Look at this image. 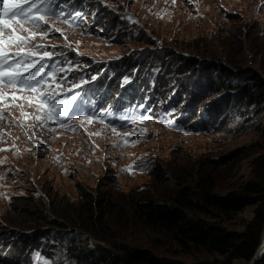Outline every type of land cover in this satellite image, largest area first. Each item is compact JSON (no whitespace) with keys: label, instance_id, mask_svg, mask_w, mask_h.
<instances>
[{"label":"rangeland","instance_id":"rangeland-1","mask_svg":"<svg viewBox=\"0 0 264 264\" xmlns=\"http://www.w3.org/2000/svg\"><path fill=\"white\" fill-rule=\"evenodd\" d=\"M95 6L104 14L90 11ZM77 11L81 17L64 23L60 13L72 20ZM56 13L49 24L63 36H37L34 43L61 53L55 66L66 71L52 87L71 89L84 115L37 131L28 127L35 105L24 107L25 121L10 99L7 109L0 103L5 117L24 123L0 119L7 134L0 139V264H86L76 259L79 246L116 252L107 240L125 253L221 264L225 256L150 226L137 204L177 207L182 190L198 201L209 189L227 196L264 182V0H59ZM81 80L87 83L73 88ZM110 80L112 98L98 102L104 89L94 92L95 83L106 87ZM5 91L21 105L23 96L35 95ZM120 92L143 101L117 110ZM260 206L230 219L189 217L242 233ZM28 209L40 219L25 218Z\"/></svg>","mask_w":264,"mask_h":264},{"label":"trees","instance_id":"trees-1","mask_svg":"<svg viewBox=\"0 0 264 264\" xmlns=\"http://www.w3.org/2000/svg\"><path fill=\"white\" fill-rule=\"evenodd\" d=\"M101 10L100 6L90 8V11L99 15L104 14ZM102 21L101 19L96 20L100 28L101 25L99 23ZM110 30L111 32L114 31L112 26L109 28ZM109 86L110 83L107 87L109 88ZM206 87L207 85H205ZM251 98L252 96H250ZM188 107H191V104ZM184 114L186 117L182 120L181 124L186 126V123L193 119V113ZM262 165L264 168V159L262 160ZM243 191V193L218 196L213 194L211 189H209L197 201L190 198L187 191L182 190L175 199L177 207H166L165 205L153 202L138 203V213L153 228L164 229L174 233L179 242L185 246L191 244L196 248H204L225 256V260L221 264H234L236 260H243L249 263L262 242L261 235L264 227V182L250 184ZM255 203H260L261 206L255 211V217L242 233L227 231L222 226L212 225L202 219L189 217V213L194 212L208 216L216 214L218 217L223 216L230 219ZM36 211L28 209L24 217L29 218L32 222L38 221L40 218L35 216ZM47 225H52V223L49 222ZM107 242L116 252L107 249L102 244L92 246L81 245L79 246V250L75 252L77 254L76 259L80 262L84 259L86 264H184L177 260H160L153 257L147 251H129L125 253L124 246L110 240H107ZM15 249H19V247ZM21 253L23 251H20L19 254ZM201 264L213 263L204 262ZM256 264H264V259Z\"/></svg>","mask_w":264,"mask_h":264},{"label":"snow or ice","instance_id":"snow-or-ice-1","mask_svg":"<svg viewBox=\"0 0 264 264\" xmlns=\"http://www.w3.org/2000/svg\"><path fill=\"white\" fill-rule=\"evenodd\" d=\"M0 5H2L0 6V103H3L4 108L7 109L8 104L5 102L10 99L13 107L21 109L25 121L29 118V114L23 111L24 107L35 105V111L31 116L34 123L28 127L37 131L48 129L50 122L62 124L63 118L77 96L66 95V92L71 89L58 92L52 87L53 84L59 87L56 77L59 73L66 71L64 67L55 66L59 63L55 57L61 53L48 51L49 46L45 44L34 43L37 36L42 39L49 38L54 32L63 36L60 29L53 28L49 24L48 19L57 15L56 8L59 7V0H55V3L54 0H0ZM60 15L64 16V23L72 24L76 18L82 16V13L75 12L72 20L67 18V14L60 13ZM35 29H42V31L37 32ZM49 61H52L51 65ZM66 80L67 76H64L60 83ZM85 83L87 81L81 80L74 84L73 88L78 89ZM5 88L26 90L35 95L23 96L25 104L21 105L16 103L18 97L15 94L9 98ZM61 95H63L62 99ZM9 117L14 123H19L24 128V123L18 117H11L10 113L8 117H5L0 111V119ZM84 119L91 122L93 117L86 116ZM6 135L0 131V139Z\"/></svg>","mask_w":264,"mask_h":264},{"label":"clouds","instance_id":"clouds-1","mask_svg":"<svg viewBox=\"0 0 264 264\" xmlns=\"http://www.w3.org/2000/svg\"><path fill=\"white\" fill-rule=\"evenodd\" d=\"M108 83H111V80ZM96 84H97V82L95 83V85ZM107 86L108 85H106V87H100L102 89L105 88L106 89V92H107V96L102 99V102H108L112 98V91H110ZM129 91L131 92V94L132 93H138L139 92L138 89H132V88ZM67 93H69V92H67ZM121 94L122 93L120 92L119 96ZM131 94L130 95H126V96L124 94V99H122V100L119 99V96L116 98V100H115V102H114L113 105H115V107H116L117 110H122V109L125 108V102H126V100L129 101L128 103H133V102H136V101H143L142 99L136 100V97L133 96V95H131ZM100 101H101V99L99 100V102ZM83 113H84V108H83V112L82 113H80L77 110H74L73 109L70 112H67L66 115H67L68 118L66 120H64L63 122L67 124L72 118L83 116L84 115ZM73 114H75V115L73 116ZM185 117H186V115L184 114V118L183 119H185Z\"/></svg>","mask_w":264,"mask_h":264},{"label":"water","instance_id":"water-1","mask_svg":"<svg viewBox=\"0 0 264 264\" xmlns=\"http://www.w3.org/2000/svg\"><path fill=\"white\" fill-rule=\"evenodd\" d=\"M264 240V239H263ZM263 240H262V242H261V245H260V247L257 249V251H256V253H255V255H254V257L252 258V260L250 261V264H256L257 262H259V261H261V260H263L264 259V255H259L262 251V248H263V250H264V242H263ZM260 257H259V256Z\"/></svg>","mask_w":264,"mask_h":264},{"label":"bare ground","instance_id":"bare-ground-1","mask_svg":"<svg viewBox=\"0 0 264 264\" xmlns=\"http://www.w3.org/2000/svg\"><path fill=\"white\" fill-rule=\"evenodd\" d=\"M263 239H264V238H263ZM263 242H264V240H263ZM261 251H262V252L259 254L260 256H261V255H264V250H263V248H262V250H261ZM259 255H258V256H259ZM260 256H259V257H260ZM247 264H250V262H249V263H247Z\"/></svg>","mask_w":264,"mask_h":264}]
</instances>
